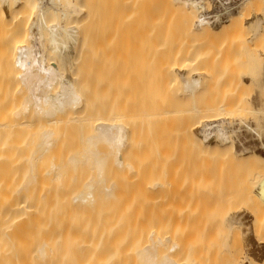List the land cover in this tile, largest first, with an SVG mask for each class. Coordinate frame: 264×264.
Segmentation results:
<instances>
[{"label":"bare ground","instance_id":"bare-ground-1","mask_svg":"<svg viewBox=\"0 0 264 264\" xmlns=\"http://www.w3.org/2000/svg\"><path fill=\"white\" fill-rule=\"evenodd\" d=\"M16 1L22 4V8L19 11L11 10L12 16H8L5 13V10L0 9V20L6 28L7 25L10 26L7 28V30L3 29L4 31H1L2 33L0 32V264H190L189 262L191 261L194 262H191V264H206V260L209 262V259H206L204 253L203 255L201 254L200 256L195 257L197 255V251L199 250L195 251L196 253L193 255L195 258L194 260L193 256L192 260L188 256L190 254L192 255L193 252L185 257L183 256L184 260L181 258L182 255L178 258V255L175 254L177 249H179L177 242L173 243L176 244L177 247L175 248V252V246L172 244V237L170 234L168 236L164 235L163 231V234L158 231H152V233L149 231L147 234H151H148L149 237L151 236L150 242L147 238L148 236L146 237L148 240L145 239V234L143 231L145 227L143 228V224L139 222L140 217H137L139 213L137 215L135 214L134 216V213L132 214L130 212H133V210L137 207L136 205L135 208H132L131 205L134 204H132V199L130 197L133 199L136 197L134 198V195L129 196L127 194L130 198L129 199L127 197V200L126 197L124 198V196H126L124 193L122 196V199H126L123 200L124 205L125 203L128 204L129 201L131 202L130 205H128L130 206L129 208L127 205H123L122 207L121 204L123 202L119 200L121 195L119 196L120 198L116 197L117 194L115 192L120 189V187L119 189H116L117 185H120L115 184V181L112 183L110 176L111 173H114L117 169H119V171L116 172H120L121 170L124 171V174H127L128 172L126 171L129 170V172L133 173V175L136 173V176H134L135 178H141L145 173L144 171H149L147 168L150 166L151 159L155 158L156 162L158 161V158L161 160V156H165L162 155L164 151V154L167 153V157L165 156L167 159L165 157H163V159L165 158L164 160L162 159L164 162L166 160L165 163H167L169 157L172 158L173 152H169V150H172V148L166 149L171 145L169 146V143L167 145L165 140L164 143L168 147L161 146L160 148H153V145L152 148L156 150V152L154 153L152 150V153L156 157H153L151 153L152 156L148 155V157L150 156L152 158L150 159L149 157L150 160L147 159L149 160L148 163L146 158L143 159L144 163L142 166L139 165L140 162H143L142 158H139V156L141 155V152L143 154V151L146 154V149L143 151H136L137 149H142H139L137 146L136 148L134 145L136 154L134 153L135 157H133V159H137L134 162L141 160L138 162L139 164L136 163V165L138 164L140 168H137L135 165H131L132 161L127 163L126 161L130 158L126 159V161L124 160L125 156L123 155V151L125 152L127 143L129 142V132L136 130V128H132L131 130L130 127L133 122L136 123V121L138 122L139 120V123H144V126L141 124L137 125V123L134 125L136 127L141 125L140 130L143 128V133L149 132V134H151L150 140L152 139L151 142L154 144L156 141L155 139H159V131H166L167 133L170 132V134L168 133V138L170 137V139L175 142L176 145L170 141L177 147V150L179 149L178 152L180 154L179 156L176 155L177 150L174 149V153L176 152V154H173L174 159L171 160L174 162V160H176L175 157H180L182 154L184 155L182 152H185V154L188 156L186 160L187 163L190 160L189 163L191 164V167L196 168H192L191 170L189 169L191 168L190 165H188L189 167H187V169L194 173L192 174L189 173L187 169L181 168V164L178 166V162L175 161L174 164L176 163L175 166L177 165L178 169L170 172L167 168V166L173 165L171 164L172 162H170V159V164L166 166L161 160L164 165H158L159 167L153 165V163H155V161L153 162V159L151 160V165H153L155 167L154 170L157 171L151 172H154L153 174H156V177L154 178V182L151 181L152 183L147 185L151 188H159L162 191L166 190L165 187H168L169 189L170 187H175L174 189L177 190L181 187L183 189L191 188L192 190H198L197 192L203 191L205 188H208L210 184V176L207 178V173L209 172L205 173L206 176L203 173L201 175V173H199L200 168L198 169L196 164L202 163V165H207L205 160L206 154L210 155L209 153H211L212 155L216 156L215 152H224V150L218 148L222 147L225 144L224 142L230 140L231 138V136H229L231 134L227 131V128L224 127L225 124L231 121L228 117L224 116H233L234 114H243L244 112L251 115L253 113L254 115L257 113L254 112L251 107H241L239 104L235 107L230 105V107H232L230 108L227 105H222V102H220V107L216 106L217 108L210 107L211 105H206L205 109L202 107H200L201 109L189 107V109H186L185 107L183 110H180V108L179 110H165V108H169L167 106L169 104L166 100L170 91H168L169 93H166L168 88L166 90L165 85H162L165 88H160L163 93L160 97L163 98L164 95L167 94V97H164V99H166H162L160 102H157L156 100H159L160 97H158V99L156 97H152V99H154L152 100L154 102L153 104L155 105L158 103L157 106L155 105L154 107L153 104L148 102V96L146 101L148 104L150 103L149 105H151V107L153 106L154 108L152 107V111L150 112L147 110L148 113H144L143 116V112H141V110L139 111V107L141 106V108H143L142 104L144 103H140V99H142V97L139 98V96L138 100L140 101L138 102L141 105L137 106V117H134L133 119L131 118V122L133 121L132 123H130V120H128L130 117H125L126 115H130V112L132 111H128L127 113L129 114L126 115H124L123 111L118 113V115L116 113L114 114L113 111V117H111V113L109 114L110 116L106 117V113L103 115L102 112L99 111V115L98 112H95L98 108H94L98 105H95V103L98 101L95 100V102L94 99H92L94 102L93 104L91 102V97L93 96L92 98H94L95 96L93 87L95 84L93 82L94 78L92 79V77H90V73H85L87 65L89 66L87 68H90V64H87L83 61H78L80 57H83L85 54L80 55L79 59L77 57V62L75 60V63H73L68 52L71 50V45L74 47V45L80 44V49L81 47L84 49V45L85 48L87 43H89L88 45H94L99 39L100 42H98V44H101V40L112 42L110 39H115L114 41L118 45L120 43H124L123 46L125 47L126 43L129 45V41H127L128 39L123 38L124 33L127 32V29H134V26H138L140 29L145 20V22L147 21V23L150 25V30H147V32L150 31V34L148 35L147 39L145 38L147 34H144L145 37L142 36L141 40L146 39L148 44L151 43L153 45L155 43H158V45L160 43L162 44V47L158 46L160 49L157 48V50L155 48V50H160L159 53L162 56L160 54H158V56L160 55L161 58L166 56V58L169 57L167 60H172V62L171 60L170 62H167L168 64L171 63L170 65H167L165 62V66L167 65L166 72L169 70L168 73L172 75L175 74V76L179 72L188 76L190 74L194 75L195 71L192 72V69L189 68H193L195 66L194 64L198 65V63H204L206 59H208V54H204L203 50L200 51L201 46L197 48V45L204 44L206 42V38L211 39L222 35L224 32H230V35L233 38L238 37V34H240L246 27V20L248 19V16H250L251 11L260 10V7L264 4V0H245V8L250 13L247 15L241 14V12L240 15L235 17L232 14L233 11L228 10L227 17H230L229 23L228 25L222 27L220 31L215 30L213 27L215 24L217 25L223 21L222 14L217 13L213 16H209V13L207 12L211 10V2H208V0H161V4H159V6H164L163 10L166 8V13L169 16L168 17L166 15L168 18L167 22H165V17L164 20L162 19V22H158L157 20V22L155 21L156 18L154 17L156 16L157 10L154 6H156V3H154L152 6L150 5L147 13L149 16L144 18L145 16H143V14L146 12H143L144 9H141V3H144V1L146 2V0H111L112 4H107L109 7L106 6L108 10L106 7H102L105 5V3L101 1L102 6L100 10L105 8L104 10L107 11L106 15L108 14V16L105 15L107 22H104L105 19H102L105 25H107L105 26L107 33L106 35L109 33L111 35H109V37L105 35L106 39H103L104 37L100 35L99 37L101 38L95 37V35L97 36L99 33L101 34V32L97 31V29L100 30V18L103 16H100V10L98 9L100 6L97 7L96 0H49L50 3L49 7L47 8L42 7L43 0H0V4L10 5L12 9L14 4L17 3ZM107 1L110 2V0ZM143 5L145 7V4ZM134 6L137 10L135 11L136 15H134ZM158 8V11H162V13H164L165 10H160L161 7ZM162 13L161 15H163ZM198 13L200 16H198ZM35 16L37 17L36 21H34V18H36ZM212 19H215V21L212 22ZM168 22L170 23L168 24ZM261 22L262 21H260V23ZM151 24L153 28L151 27ZM260 25L261 24L258 26L260 27ZM0 26L2 27L3 25L0 24ZM102 26L103 25L101 24V29ZM259 29H257L256 32ZM134 30H136V28ZM139 34L141 35V33H138L139 37L137 36L138 44L140 42L139 38H141ZM259 39L260 38L258 37V40ZM261 39L262 40L260 41H256L258 43L260 42V45L264 44L262 43L264 42V35H262ZM115 42H112V45H108L112 47L114 46L113 43ZM253 42L254 41H252V44H254ZM144 43L145 41L142 45H144ZM243 43L245 44V42ZM47 45L50 47L49 50L46 49ZM142 45L140 46L142 47ZM168 46H174V49L176 47L170 56L169 53L172 49L170 47L169 49L171 50H167ZM244 46L246 48H253L252 45ZM78 47L79 46H77V48L75 47V49H78ZM113 48L114 47H112V49ZM119 48H122V46ZM85 50H88V48ZM155 50L153 51L157 54ZM233 51L234 50L232 49L230 53ZM94 54L93 58L95 57ZM102 54L99 55L102 56ZM156 54H154V56ZM217 57L218 55H215V58ZM100 58L101 57H99V60ZM166 58H163V60L165 61ZM99 60L97 62L95 59L97 63L100 62ZM104 63L107 62H103V64ZM156 63L159 64V61ZM105 65L107 66V64ZM154 65L155 64H153V69ZM72 66L75 68V71H72ZM98 66L103 67L104 65L101 63L100 65L97 64V67ZM165 66L163 63L162 67L166 68ZM111 68L112 67H110V69ZM83 70H85L84 75ZM105 70L107 73V69ZM163 70L162 72H164ZM177 70L179 71L177 72ZM190 71L192 73H190ZM114 73L116 74L117 72L115 71ZM128 73L130 75V72ZM135 73L136 71L133 75L136 76ZM161 75L159 74L160 77ZM97 76L98 78L101 77V75L98 74ZM164 76L165 75H162V79H164ZM155 79L156 77L154 80ZM170 80L172 81L171 78ZM236 85H238V82ZM103 86L104 84L101 87ZM185 86V89H187L192 97L195 96V93L199 89H201V86L198 84H191L189 80ZM123 87L126 89L122 90L124 88H120L121 95H123L122 91L125 92L127 90L126 85ZM116 88L117 87L114 89ZM163 88L165 90H163ZM103 89L99 90L103 91ZM117 90L119 91V89ZM198 93L199 92H197V94ZM171 94L172 93H170L169 97L171 96L172 98L168 97L169 100L175 99L177 95L175 94V96ZM121 95L120 97L118 95H116L118 97H115L119 98V101L122 103L124 101L122 99L124 98L121 97ZM173 96L175 97L173 98ZM186 96H188V94ZM102 100H104V102L106 101L104 104H109L111 102L110 99L105 100V98H103ZM126 101L127 100H125V102ZM99 103L103 104V101H99ZM121 103L119 106H122ZM117 104L118 103H114L112 105L113 108H115V105ZM123 105L125 107L126 103H123ZM104 106H102V108ZM158 107H161L162 109L160 108L161 110H159ZM203 107H205V105H203ZM105 109L106 108L104 107L103 110ZM127 109L124 110L126 111ZM145 109L147 108L145 107ZM106 110L103 112H106ZM110 110L111 109L109 108L108 111L110 112ZM136 111H134V113ZM97 115H99V117ZM115 115L116 117H114ZM135 118H137V120L134 121ZM238 120L241 123L245 122V119ZM166 124H168V126L170 124V127H166ZM159 125H161V127H159ZM157 126L161 128L158 132L156 131L158 128ZM162 126L164 127V130H162ZM166 128L169 130L167 129V131ZM248 128L251 129V127ZM255 131L257 130L255 129ZM143 133L141 132V134ZM149 134H147L148 138ZM161 134L163 135V132H161ZM145 136H143V138H145ZM211 137H213L214 142L216 140L222 145L215 142V149H210L208 146L204 145L202 140H207ZM258 137L260 138L259 135ZM134 138H136V136H134ZM163 138L164 135L161 138L162 140L157 139L158 144L161 143V145H163ZM261 138H263V136ZM145 139L146 140L143 142L147 141V138ZM133 140H131V143ZM148 142L150 141H147V143ZM137 143L139 142H136V144ZM133 144L135 143H132V145L130 144L129 149H131ZM141 144H143L142 141ZM141 144L139 145L141 148L148 147L141 146ZM128 147L129 146H127V148ZM232 148L233 150L231 151V154H233V160L230 159L229 163L234 165V167H237V171L240 168L244 169V171H248V174L249 172L251 175L253 174L255 179L252 178V180L257 179L260 184V187L258 188L260 190H264V156L254 152L252 155L246 156L241 154L242 151L239 153L238 150H236L235 152V147ZM180 149L182 152H180ZM129 151L131 152L132 150ZM130 152L128 153L127 150L128 156L126 153V158L129 157ZM143 156L144 155H142V157ZM229 163L227 165H229ZM211 169L212 168H208L207 170L210 171ZM113 170L115 171L113 172ZM185 171L188 172V174L186 172L187 176H185ZM121 176L123 177L122 174ZM121 176H118L120 178L116 176L115 177L118 178V180L121 179L122 182ZM144 176L145 175H143V178ZM143 178H141V180ZM109 179L111 180L109 181ZM123 179L124 181L126 180L125 176ZM133 180V183L136 182L139 184L137 181L140 179H135L136 181ZM125 182H123V188H125V186L128 187L129 185V183H126L127 185L124 186ZM120 191L122 190L120 189ZM137 191L138 190H133L131 194L135 192L134 194L136 195ZM139 191H141V189ZM125 192H128L127 189ZM169 192L171 193V191ZM259 194L264 195V191L260 192ZM160 195L158 196L161 197ZM115 197L119 201H114L113 199H116ZM117 202H120V204ZM117 204L120 206H117ZM120 207L122 208L121 212L119 209ZM135 211L137 212V210ZM129 212L134 218L128 214ZM154 215L156 216V214ZM258 221L262 223V221L259 220V217ZM233 225L234 222H231V226ZM257 229L259 232L261 231L259 223ZM201 252H203V250ZM203 257L205 259H203ZM185 259H189V261ZM250 264H263V262H260L257 259H252Z\"/></svg>","mask_w":264,"mask_h":264},{"label":"rangeland","instance_id":"rangeland-1","mask_svg":"<svg viewBox=\"0 0 264 264\" xmlns=\"http://www.w3.org/2000/svg\"><path fill=\"white\" fill-rule=\"evenodd\" d=\"M37 1H39V0H37ZM44 1H46V0H43L42 7L43 8L49 7L50 1L49 0H47L46 2H44ZM98 1H100V2H98ZM101 1L104 2L105 5L102 6ZM134 1H136V0H134ZM209 1L211 2V4H210L211 10L209 9L210 10L209 12H212V10L214 8H221L222 9L223 7L227 6L228 4H231L232 2H236L237 3L236 9L233 10V12H232V14L235 17L237 15H240L241 12H242L241 14H245V15H247L249 13L248 10L245 8L246 7V5L244 4L245 0H222V1L208 0V2ZM16 2L17 3H15L13 6L14 9L13 8L11 9L10 5H3V4H0L1 5L0 9L5 10V13L8 16H12L11 10L19 11L22 8V4L18 1H16ZM140 2H142V1H140ZM150 2H151V4H150ZM157 2H158V0H146V2L145 1H144V3L142 2L141 3V6H142L141 9L145 10L147 8L145 11L143 10V12H146V13H144L145 15L143 14V16H145L144 18H147V16H149L147 14L148 8L150 7V5L152 6L154 3H156V6H154V7H156V10H157L156 16L154 15L155 16L154 18H156L155 21L157 20L158 22L159 21L162 22V19L164 20V17H165V19H166L165 22H167V20H168L167 16L168 15L166 13V8L164 9L165 10L164 11L163 10L164 6H162V5L159 6V4H161V0H159L160 3L159 2L157 3ZM107 4H112V1L110 0V2H109L107 0H96L97 7L100 6L98 8L99 10H100L101 6L102 7H106V6L109 7ZM143 4H145V7ZM163 5H165V4H163ZM158 7H161L160 10H163L164 13H162V11L161 12L158 11L159 10ZM260 8L261 9L258 11L253 10V11H251V14L249 13L250 16H248V19L246 20V27L244 28V30L240 34H238V37L234 36L235 38H233L230 35L231 34L230 32L229 33L224 32L220 36H217V37H214L211 39L206 38V42L204 44L197 45L198 46L197 48H199L201 46L200 51L203 50L204 54H208V59H206V61L204 63L201 62V64L198 63V65L194 64L195 66L193 68H189V69H192V72L195 71L194 75L190 74V73H192L191 71L189 73L190 74L189 76L186 74L180 73V72L177 73L175 76V74L172 75V74L168 73L169 70H167V72H166L167 65L171 64V63L168 64L167 62L168 61L170 62L171 59L167 60L169 57L166 58V56L165 57L163 56L161 58L162 55L159 53L160 50L159 51L155 50V48L160 49V47H158V46L162 47L161 43L159 45H158V43H155L156 45L155 44L153 45L151 43L148 44V42H146L147 41L146 39H147L148 35L150 34L149 33L150 31L147 32L148 29L150 30V28H149L150 25L147 23V21L145 22V20H144V23L142 22L143 24L140 27V29L138 28V26H134L136 28V30H134L135 28L132 30L127 29V32L124 33L123 38L128 39L127 41H129V45L126 43L125 47L123 46L124 43L123 44L120 43L121 41L119 42L120 43L119 44L120 46H119L114 41L115 39L114 40L110 39V40H112V42H115V43H113L114 46H112V47H114V48L112 49V47L110 46V45H112L111 44L112 42L101 40V44H98V42H100L99 41L100 39H99L98 42L94 45L93 44L88 45L89 43H87L88 47L86 46V48H88V50H85L86 49L85 45L83 46L84 49H82V47L80 49V44H79V45H74V47H73V45H71V50L68 52V54L70 55V59L73 63H75V60L77 57L79 59L80 55L85 54V55H83L84 59H83V57H80V59L79 60L77 59V60L83 61L87 64H90V68H87V67H89L87 65L85 73H87V74L90 73V77H92V79L94 78L93 82L95 84L93 83L94 84L93 87H94V91H95L94 92L95 96H94V98H92L93 97L92 96L91 100L94 99V101L95 100L98 101V102L95 101L96 102L95 105L98 104L97 106L94 107L96 109L98 108L95 112H98V114H99V111H101L103 115H104V113H106L107 114V115H105L106 117L110 116L109 115L110 113L112 114L111 117H113V111H114V114L116 113L117 115H118V113H120L122 111H123L124 115L129 114V113H127L128 111H132V112H130V115L125 116V117H130V118H128V120H130L129 122L132 123L133 121L131 122V118L133 119L134 117H137L136 116V114L138 113L137 112L138 111L137 106L144 103V104H142L143 108H141V106L139 107V111L141 110V112H143L142 113L143 116H144V113L145 114L148 113L147 110H149V112L152 111L153 106L151 107V105H149V104L154 103L152 101V100H154V99H152V97L153 98L156 97L158 99V97L162 96L163 93L160 89V88L164 87L162 85H165L166 88L165 87L164 88L166 90L168 88L166 93H169L168 91H170V93H172L171 95H175V94L177 95V96L175 95L176 97L173 96V98L175 97V99H172V100L171 99L169 100V98L171 97V96L169 97L170 93L168 94L169 98L167 97V94L164 95V97H167L166 101L169 104V105H167L169 108H165V110H167V109L168 110L169 109H171V110L178 109L179 110V108H180V110H183L185 107H186V109L188 107L189 108H196V109L202 107L205 109L206 105L207 106L211 105L210 107L217 108V107H220V105H221L220 102H222L223 103L222 105H227L229 107H230V105H232V107L233 106L235 107L239 104H240L239 106H241V107H248V108L251 107L254 110V112L257 113L255 115H254V113L251 115V114L244 112L243 114L239 113V114H234L233 116H230V115L224 116V117H228L231 121V122H229L230 124L227 123L224 125V127L227 128V131L231 134V135H229V133H228V135L231 136V138H230V140L224 142L225 144L222 147L218 148V149L224 150V152L221 153L219 150H217L219 152H215L216 156L212 155L211 153H209L210 155L206 154L205 160H206L207 165L206 164L202 165V163L196 164L197 165L196 167H198V169L200 168L199 173H201V175H202V173L205 175V173L209 172V173H207V175H208L207 178L210 176L209 177L210 178L209 179V181H210L209 187L205 188L203 191H199V192H197L198 190H194V189L192 190L191 188L190 189L184 188L185 189L184 190L181 187L178 188V190L174 189L175 187H173V188L170 187V189L168 187H165L166 190L162 191L159 188L155 189V188H151L150 186H148L147 184L150 185V183L154 182V178L156 177V174H153L154 172L153 173L151 172V171H157V170H154L155 167L153 165H155L156 167H159L158 165H164L163 160L167 157V153L164 154L165 153V151H164V153L162 155H165L166 157L161 156L162 159H163V157H165L163 160L161 159L163 162L161 160H159L160 158H158V156L160 154L157 156L158 159L157 158L156 159L158 160L157 161L158 163L155 161V158H153L154 159L153 160V159H151L152 157L149 156L150 159L153 160V162L155 161V163H153V165H151L152 161L149 159L148 155H151L152 150L154 151V153L156 152V150H154L153 148H160L161 146L168 147L167 146L168 143H169V146L171 145L172 147L170 146L166 149L172 148V150H169V152L172 151L173 154H176V152L174 153V149L177 150V147L175 146L176 144H175V142H173L170 139V137L168 138V133L170 134V132L167 133L166 131L165 132L159 131L161 129V128H159V127H161V125H159V127L157 126L158 128L156 129V131L157 132L159 131L160 134H161V132H163V135H164L163 142L160 141L163 143V145H161V143L158 144V142H157L158 140H162L161 139L163 136L162 134L161 135L158 134L159 139L158 138H157L158 140L155 139L156 141L154 140L155 141V144H154L153 142H151L152 139L150 140L151 134H149V132L143 133V131H144L143 128H142L143 131L140 130V126L141 125L144 126V123H143L144 121L142 122L143 124H141V122L139 123V120H138V122L136 121L137 125L141 124L138 127L135 126L136 125L135 122H133L131 127L129 126L130 124L127 125L130 127L131 130H132V128H134V129L136 128V130H132L129 132L130 133V135H128L129 136V138H128L129 142L127 143V146H129V147L127 148V146H126L125 152L123 151V155L125 156L124 160L126 161V159L130 158L131 160L129 159L126 162L128 163V162L132 161V164L130 163L131 165H135L137 168H140L139 165L142 166V164L144 163L143 159H145V158H146V160L149 159L151 162L150 166L147 168V169H149V171L147 169H146L147 171L143 170L145 172V173L143 172L144 173L143 175H145V176L143 178V175H142L141 178H143V179L141 180V178H138V177L135 178L134 177V176H136V173H134L135 175H133V173H130L129 170L125 169V170H127L126 172H128L127 174L125 173L127 175L126 176L124 174V171L120 170V172H116V171H119V169H117L116 171L113 170V172L115 171L118 175L115 172L111 173L110 177L112 180L109 179V181L111 180L112 183L115 181L114 182L115 184L120 185V186L117 185L116 189H119V187H120V189L122 191H120V189L118 191H115L118 196L116 194L115 195H116V197H119L121 195L120 196L121 198L119 197L120 198L119 200H121L122 202H123V200L127 199L128 195L129 196L134 195V198L136 197L135 199L130 197L132 199L131 200L132 204H134V205H131L132 208L133 207L135 208L137 205V207L133 210V212L132 211H130V212L132 214L134 213L133 214L134 216H135V214L137 215L139 213L137 215V217H140V219L139 218H137V219H139V222L143 224V228L145 227L146 229H148V228L150 229V230L149 229L146 230L145 228H144L145 230L143 229L144 234H145L144 238L145 239L148 238L149 242H150L151 236L149 237V235H151L150 233H152V231H155V232L158 231L162 234L164 232V235H167V236L170 234V236L173 239L172 244L177 242V246L179 247V249H177V252H176V249H175V248H177L176 244H173V246H175L174 247V250L176 252L175 254L178 255V258L181 255H182L181 258H183V256L185 257L188 254L193 252L192 255L191 254L188 255L192 260V256L194 255V253H196L195 251L199 250V251H197V255L195 254L196 255L195 257L200 256L201 254L203 255V253H204V256L206 257V259L207 258L209 259V262H207V260L206 261L204 260L206 262V264L207 263L208 264H250V261L252 259H257L260 262H263V264H264V195L259 194L260 192H262L264 190H260L258 188V187H260L259 186L260 184H259V181L257 179L256 180L258 182L256 180H252V178L255 179L254 178L255 176L253 174H252L253 175V177H252L250 172L248 174L247 173L248 171H244V169H240V168L237 171L236 170L237 167H234V165L229 163L230 159L233 160L232 159L233 154H231V151L233 150L232 147H235L234 148L235 152H236V150H238L239 153L242 151L241 154L246 155V156L252 155L253 152L256 154H260V155L264 156V146H263V143H264V46L263 45L264 44L260 45V42L259 43L256 42L258 40V37L260 38L258 41H260V40H262L261 39L262 35H264V27H263L264 26V4ZM104 9L102 8L100 10L101 12L99 11L100 16L103 15L100 18V20H101L100 23L103 26L101 29V24L99 23V25H100L99 29L100 30L97 29V31L101 32V34L97 33L98 35L97 36L95 35V37L101 38V37H99V35H100V36L104 37V38L102 37L103 39H106L105 37L106 36L109 37L110 33L108 35H106L107 33L105 30L106 29L105 26H107V25H105L104 22L105 21L107 22L106 17H105L107 11ZM132 9H133V7H132ZM107 10H108V8H107ZM135 11H137V10L134 6V12ZM134 12H132V13H134ZM161 13L163 15H161ZM134 15H136V12L134 13ZM106 16H108V14ZM198 16H200L199 13H198ZM157 17L159 18V20ZM36 19H37V17L34 18V21H36ZM102 19L103 20L105 19L104 22ZM229 20H230V17H227L221 23H218L217 25L215 24V26L213 28L217 31H220L222 29V27H224L225 25H228ZM260 21H262V22L260 23ZM165 22H163V23H165ZM169 23L170 22H168V24ZM258 23L261 24L260 27L258 26L259 25ZM0 24H2L4 26V28H3V26L2 27L0 26V28H1L0 32L4 31L3 29L7 30V28L10 27L7 25V28H6L1 20H0ZM143 25H145V26H143ZM250 25H251V27H250ZM151 27L153 28L152 24H151ZM256 27H259L260 29L256 28ZM257 29H259V30L256 32ZM142 30H144V31H142ZM134 32L136 35L134 34ZM1 33H0V35H1ZM103 33H105V34H103ZM138 33H141V35L139 34L141 37V38H139L140 42L138 40L139 44L141 43L140 45H142L144 41L146 43V44L144 43V45H142V47L137 43V38L139 37ZM125 34H127V35H125ZM128 34H129V36H128ZM144 34L145 35L147 34L146 37ZM142 36L145 37L146 39L141 40ZM93 41H94V39H93ZM93 41H91V42H93ZM248 41H251V42H248ZM252 41H254L253 42L254 44H252ZM159 42H162V41H159ZM243 42H245V44ZM246 42L248 45H250V46L252 45L253 48L250 46H249L250 48H248V47L246 48L244 46V45L248 46L246 44ZM262 43H264V42H262ZM108 44H110V45H108ZM77 46H79L78 49H75V47L77 48ZM116 46H117V48H116ZM118 46L119 47L122 46V48H119ZM46 47H47L46 48L47 50L50 49V47L48 45ZM89 47H90V50H89ZM170 47L172 50L169 49ZM173 47L174 46H168L167 47L168 48L167 50H171L170 53L168 51L169 56L176 49V47H175V49ZM232 49L234 51L230 53V51ZM93 50L96 51L97 54ZM153 50H155L157 52V54L154 53ZM206 50H207V52H206ZM89 51H90V53H89ZM87 52L89 53V55ZM153 53L156 55L154 56ZM93 54L95 56L94 58H93ZM99 54H102V56H100ZM158 54H160L161 56L159 55L160 56L159 57ZM109 55H111V56H109ZM215 55H218V57L215 58ZM103 56L105 59L103 58ZM99 57H101L100 60H99ZM163 58H166V60L164 61ZM81 59H83V60H81ZM95 59L97 62L99 60L100 61L99 63L100 64L102 63V65H104V66L103 67H101V66L97 67V64L98 65H100V64L97 63L95 61ZM102 59H104V60H102ZM77 60H76V62H77ZM92 60H94L95 62ZM153 61H154V63H153ZM158 61H159V64L156 63ZM93 62L95 64L96 63L97 64L95 65ZM103 62H107V63L103 64ZM165 62L167 63L166 66H165ZM171 62H172V60H171ZM163 63H164V66L166 68L162 67ZM105 64H107V66ZM153 64L156 65V67L154 65L155 70L153 69ZM108 66H109V68H108ZM110 67H112V68L110 69ZM75 68H76V66H75ZM75 68H73V66H72V71L73 70L75 71ZM103 69H104V71H103ZM105 69H107V73L105 72L106 71ZM114 69H116V70H114ZM156 69H157V71H156ZM127 70H129V71H127ZM162 70L164 72H162ZM84 71L85 70H83V75H84ZM92 71L95 73H93ZM115 71L117 72L116 74L114 73ZM135 71H136V73H135L136 76L133 75ZM155 71H156V73H155ZM178 71L179 70H177V72ZM121 72H123V73H121ZM128 72H130V75ZM99 73H101V74H99ZM163 73H165V74H163ZM91 74H92V76H91ZM97 74L101 75V77L98 78ZM111 74H114L115 76L111 75ZM159 74L165 75L163 77L164 79H162V75L160 77ZM170 75H171V77H170ZM93 76H95V77H93ZM174 76H175V78H178V79H175V78L173 79ZM88 77H89V75H88ZM153 77L154 78L156 77V79L154 80ZM168 77H170L172 79V81ZM151 78H153V79H151ZM148 79H150V80H148ZM94 80H96V81H94ZM116 80H118V81H116ZM146 80H147V82H146ZM188 80L190 81L191 84L193 83V84H198L199 86H201V89H199L197 91L199 93L197 94V92H196L195 96H193V97L191 96V94H189L187 89H185L186 88L185 85L188 83ZM107 81H109V82H107ZM111 81H112V83H111ZM149 81H151V82H149ZM237 82H238V85H236ZM107 83H109V84H107ZM145 83L147 84V86ZM149 83H150V85H149ZM101 84L102 85L104 84V86L101 87L102 86ZM115 84H117L118 86ZM105 85H106V87H105ZM110 85H111V87H110ZM125 85L127 86V90L125 91L126 93L122 91L123 95H121L120 88H124L123 86H125ZM137 85H138V87H137ZM233 86H235L236 88ZM99 87H101V88H99ZM115 87H117V88L114 89ZM118 87H120V88H118ZM164 88H163V90H165ZM237 88L239 91L237 90ZM97 89L98 90L103 89V91L102 90L98 91ZM117 89H119V91ZM125 89L126 88H124L122 90H125ZM228 89H230V90H228ZM114 90H115V92H114ZM138 91H139V93H138ZM160 91H161V95H160ZM177 91H178V93H177ZM229 91H231V92H229ZM233 91H235V92H233ZM117 92H119L121 97L124 98V99H122V100H124L122 103H121V101H119V98H116L118 96L120 97L119 93H117ZM114 93H115V95H114ZM136 93H137V95H136ZM183 93H184V95H183ZM105 94H106V96H105ZM187 94H188V96L189 95L190 96L189 97L186 96ZM116 95H118V96H116ZM136 96H137V98H136ZM111 97H113V98H111ZM138 97L139 98L142 97V99H140L141 101L138 100L139 99ZM147 97L149 99L148 102H150L149 104L146 101ZM164 97L163 98L160 97L159 100H156V98H155V100L157 102H160L162 99H164ZM183 97H184V99H183ZM186 97H187V99H186ZM103 98H105V100L110 99V101L112 103L114 102V103H118V104L115 105V108H113L112 105L114 103L112 104L109 101L111 103V105H110V103L109 104L106 103L107 104L106 105V104H104L106 101L104 102V100H102ZM111 99H113V100H111ZM177 99H178V101H177ZM125 100H127V101L125 102ZM136 100H137V102H136ZM94 101L93 100L91 101L92 104ZM99 101L100 102L103 101V104L99 103ZM138 101H140L141 104ZM144 101H146V102H144ZM120 103L122 106H119ZM123 103H126L125 107H124ZM130 104H131L132 108L130 107ZM157 104H155V105L157 106ZM108 105L111 107H109ZM134 105H136V106H134ZM155 105H154V107H155ZM203 105H205V107H203ZM102 106H104L107 109V110L105 109L106 112H103L105 110H103L104 107L102 108ZM117 106H119L120 108ZM147 106L150 107L151 109L148 108ZM129 107H130V109H129ZM145 107L147 109H145ZM232 107H230V108H232ZM109 108L111 109L110 112L108 111ZM158 108H159V110L162 109L161 107H158ZM116 109H119V110L122 109V110L119 111ZM124 109H127V110L125 111ZM132 109H134V110H132ZM134 111H136V112L134 113ZM99 115H97V116L99 117ZM256 115H257V117H256ZM75 116H76V114H75ZM114 117H116V115ZM125 119H124V121H125ZM143 119H144V117H143ZM238 119H245V122H244L245 124L241 123ZM135 120H137V118H135L134 121ZM126 122H128V121H126ZM166 125H167L166 127H168V128L170 127V124H169V126H168V124H166ZM163 126H162V130H164ZM248 127H251V129ZM168 128H166V130ZM252 128H253V130H252ZM254 128L257 131H255ZM140 131L143 134H141ZM135 132H139V133H135ZM165 133H166V136H165ZM145 134H146V136H145ZM147 134H149V138H148ZM140 135H142V136H140ZM258 135L260 136V138L258 137ZM134 136H136L137 140H136V138H134ZM143 136H145V138H147V141H150V142H148V143H147V141L143 142L146 140L145 138H143ZM160 136H161V138H160ZM262 136H263V138H261ZM129 139L133 140L132 143H135V144H133L131 149H129V148H130V144L132 145V143H131V140H129ZM141 141L143 144H141ZM164 141H165V143L167 142L166 143L167 145H165ZM170 141H172L175 145L173 143H171ZM136 142H139V143H137L138 145L136 144ZM202 142L204 143V145L208 146L210 149L216 148L215 142H217V141L215 140V142H214L213 137L208 138L207 140H202ZM145 143H146V145H145ZM140 144H141V146H148V147L141 148V147H139ZM217 144H220V143L217 142ZM134 145H135V147L137 146L139 149H142V150H138V149L136 150ZM153 145H154V147H153ZM155 145H157L158 147ZM220 145H222V144H220ZM144 149H146L147 155L144 153V151H143ZM127 150H128V153L130 152L129 150H132L134 152L131 151L129 154V157L126 158ZM135 150L136 151H143V154L141 152V155L139 156V158H142V161H143L142 163L140 162V164L138 162L141 160H138V162H134L137 160V159L135 160V158L133 159V157H135L134 156V153L136 152ZM164 150H165V148H164ZM178 151H179V149L177 150L176 155L179 156L180 154ZM180 152H182V150ZM128 153H127V156H128ZM182 153H184V155ZM182 153H181L182 155L180 157H175L176 160H174V162L175 161L178 162V164H177L178 166H179V164H181L182 165V166L180 165L181 168L187 169V167H189L188 165H190V167H191V164L189 163L190 160L188 159L189 161L187 163L186 160H187L188 156L185 154V152H182ZM173 154H172V158L171 157L168 158L167 163H165L166 160L164 162L165 166L170 164V162H172L171 164L174 165V166L169 165L170 167L167 166V168L170 172L173 170L175 171V169H178V166L177 165H176L177 167L175 166L176 163L174 164L173 160H171V159H174ZM130 155L132 156V158ZM142 155H144V156L142 157ZM152 155H153V153H152ZM153 157H156V156L153 155ZM136 158H138V157H136ZM169 159H170V162H169ZM149 160H147V163ZM136 163H138L139 165L138 164L136 165ZM228 163L230 166L227 165ZM183 164H185V165H183ZM114 165H116V164H114ZM192 165H193V163H192ZM192 168L193 167H191L189 169L192 170ZM208 168L209 169L212 168V169L209 171V170H207ZM193 169H196V168H193ZM196 171H198V170H196ZM196 171H195V173H196ZM149 172H151V173H149ZM186 172L187 171H185V174H186ZM188 172L194 174L192 171L190 172V170H188ZM188 172H187V174H188ZM148 173H149V175H148ZM158 173H159V170H158ZM112 174H114L116 177H118L119 175L121 176V174H122L123 175V177L121 176L122 182H121V179L118 180V178H120V177L116 178ZM187 174L185 176H187ZM153 175H155V176H153ZM124 176H125L126 182L123 179ZM112 177H115V178H112ZM135 179L136 180L140 179L139 181H137V182H139L140 185L136 182L135 183L137 185L132 182V180L136 181ZM250 181H252V182H250ZM254 181H255V184H254ZM123 182H125L124 186L127 185L126 183H129L130 187L128 185V187L125 186V188H123V186H122ZM248 182H250V183L247 184ZM142 187L145 189H143ZM146 187H147V189H146ZM126 189L129 193L125 192ZM140 189H141V191H139ZM157 189H158V191H157ZM162 189H164V188H162ZM179 189H180V192H179ZM123 190H124V192H123ZM131 190L132 191L138 190V191L135 195L134 194L135 192H133L131 194V192H132ZM148 191H149L150 195H149ZM169 191H171V193ZM117 192H119V193H117ZM124 193L126 195V196H124V198L126 197V199H124V198L122 199V196L124 195ZM160 194H162V195H160ZM158 195H160L161 197H159ZM113 200L119 201L117 198L113 199ZM113 200H112V202H113ZM131 201H129V203L127 201L128 204L125 203V205H124V202L123 203L121 202L122 207H123V205L124 206L130 205ZM120 202L119 203L117 202V203L120 204ZM118 204H117V206H120ZM129 207L130 206H128V208ZM132 208H131V210H132ZM119 209L121 212L122 208L120 207ZM128 210H130V209H128ZM135 210H137V212ZM130 212L128 214H130ZM154 214H156V216ZM130 216H132V215L130 214ZM258 217H259V220L262 221V223H260L258 221ZM231 222H234L233 226H231ZM258 223L260 224V228H261L260 232L257 229ZM165 229L167 230V232ZM149 231H150V233H148L149 234L148 235L147 232H149ZM174 240H175V242H174ZM187 248L189 249V251ZM202 248H204V249H202ZM201 249L203 250V252H201L202 251ZM189 259L188 260L185 259V260L189 261ZM194 259L195 258L193 256V260ZM203 259H205V258L203 257ZM183 260H184V258H183ZM184 262H186V261H184ZM191 262H189V263L191 264ZM182 263H183V261H182ZM192 263H194V262H192Z\"/></svg>","mask_w":264,"mask_h":264},{"label":"built area","instance_id":"built-area-1","mask_svg":"<svg viewBox=\"0 0 264 264\" xmlns=\"http://www.w3.org/2000/svg\"><path fill=\"white\" fill-rule=\"evenodd\" d=\"M218 1H222V0H218ZM236 5H237L236 2H232L231 4H228L227 6L223 7L222 9L221 8H214L212 10V12H207V13H209V16H213V15H215L217 13H220V14H222V19L225 20L227 18L228 10H232V11L235 10L236 9ZM211 21L214 22L215 19H212Z\"/></svg>","mask_w":264,"mask_h":264}]
</instances>
